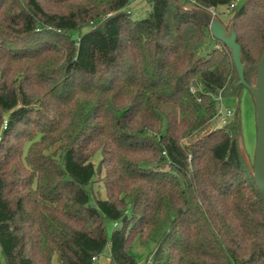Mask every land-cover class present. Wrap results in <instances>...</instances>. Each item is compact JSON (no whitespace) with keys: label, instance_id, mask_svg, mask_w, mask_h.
Here are the masks:
<instances>
[{"label":"trees","instance_id":"16d2710c","mask_svg":"<svg viewBox=\"0 0 264 264\" xmlns=\"http://www.w3.org/2000/svg\"><path fill=\"white\" fill-rule=\"evenodd\" d=\"M132 1L0 0L5 264H99L107 247L137 264L135 241L154 243L149 264H264L239 108L213 124L218 98L239 106L245 87L189 9L234 23L253 85L264 0H147L141 20Z\"/></svg>","mask_w":264,"mask_h":264},{"label":"water","instance_id":"95a60500","mask_svg":"<svg viewBox=\"0 0 264 264\" xmlns=\"http://www.w3.org/2000/svg\"><path fill=\"white\" fill-rule=\"evenodd\" d=\"M189 9L202 17L209 25L212 37L222 42L230 51L233 63L238 72L240 84L243 85L253 97L256 107L257 140L253 167L249 168L257 185V189L264 201V56L258 66L256 82L253 85L247 84L244 77L245 65L242 63L243 53L241 46L237 42L234 23H231L227 27L210 10L197 6H192ZM240 148L245 162L249 165L248 157L242 146V140H240Z\"/></svg>","mask_w":264,"mask_h":264},{"label":"rangeland","instance_id":"374dc122","mask_svg":"<svg viewBox=\"0 0 264 264\" xmlns=\"http://www.w3.org/2000/svg\"><path fill=\"white\" fill-rule=\"evenodd\" d=\"M129 11L131 12V17L134 20L144 19L150 12V6L147 0H133L128 6ZM223 8H219L218 11H222ZM222 103L225 108L236 111L238 108L241 115V124H242V146L245 150V153L248 157V164L245 162L250 174V168L253 167L255 150H256V140H257V126H256V107L251 93L245 88L240 97V104L238 106L237 100L234 97H223ZM216 128V123H213ZM241 149V148H240ZM245 161V159H244ZM250 167V168H249ZM253 177V176H252ZM94 188H98V185H95ZM108 232L111 233L114 229V224L111 221L107 222ZM155 245L153 242H148L143 244L139 241H135L131 247V253L135 256L137 264H147L148 258L151 253L154 251ZM99 264H114L110 258V248L107 247L100 259H98ZM0 264H5V260L2 254L0 246Z\"/></svg>","mask_w":264,"mask_h":264},{"label":"built area","instance_id":"2783aa9c","mask_svg":"<svg viewBox=\"0 0 264 264\" xmlns=\"http://www.w3.org/2000/svg\"><path fill=\"white\" fill-rule=\"evenodd\" d=\"M241 2L242 0H234L233 3L230 5V7L234 8L236 5H238ZM210 11L215 15L214 10H210ZM234 113L235 112L232 111L231 109L225 108L223 106L222 97L220 96L218 98L217 108L213 119L214 123H216V127L221 128L227 125L229 121L233 118Z\"/></svg>","mask_w":264,"mask_h":264}]
</instances>
